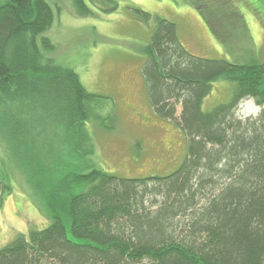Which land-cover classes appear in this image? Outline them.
Listing matches in <instances>:
<instances>
[{
	"label": "trees",
	"instance_id": "obj_1",
	"mask_svg": "<svg viewBox=\"0 0 264 264\" xmlns=\"http://www.w3.org/2000/svg\"><path fill=\"white\" fill-rule=\"evenodd\" d=\"M73 2L91 13L85 0ZM54 21L48 0H0L5 136L12 152L23 145L24 166L36 157L52 164L38 185L51 223L1 247L0 264H264V61L196 56L175 22L155 17L143 74L156 115L185 132L186 155L169 174L126 178L93 158L87 122L111 130L116 117L97 115L110 98L51 55L55 45L43 33ZM220 78L234 81V96L206 111ZM246 98L258 114L237 113Z\"/></svg>",
	"mask_w": 264,
	"mask_h": 264
},
{
	"label": "rangeland",
	"instance_id": "obj_2",
	"mask_svg": "<svg viewBox=\"0 0 264 264\" xmlns=\"http://www.w3.org/2000/svg\"><path fill=\"white\" fill-rule=\"evenodd\" d=\"M48 1L55 21L43 34L55 45L51 55L76 70L87 90L110 98L101 99L96 114H114V128L106 130L96 120L87 124L96 145L93 158L121 177L169 174L186 155L185 132L178 122L156 115L143 74L155 17L175 22L182 44L196 56L264 61V0H85L89 14H81L73 0ZM135 9L151 13L152 20L145 23ZM234 90V81L216 80L203 109L229 102ZM259 111L253 98L237 107L244 117ZM43 114L49 125L51 114ZM6 128L0 112V248L51 223L38 185L52 175V164L36 157L24 166L23 145L12 152Z\"/></svg>",
	"mask_w": 264,
	"mask_h": 264
}]
</instances>
